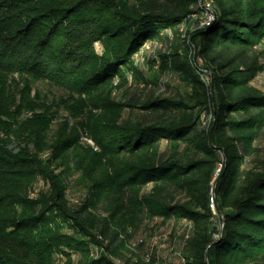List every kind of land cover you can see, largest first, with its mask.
I'll return each instance as SVG.
<instances>
[{
  "label": "trees",
  "instance_id": "obj_1",
  "mask_svg": "<svg viewBox=\"0 0 264 264\" xmlns=\"http://www.w3.org/2000/svg\"><path fill=\"white\" fill-rule=\"evenodd\" d=\"M204 1L0 0V110L18 75L72 116L49 146L0 136V264H120L155 214L189 221L187 264H264V0H210L202 24ZM158 43L181 82L130 93ZM85 137L99 149L71 174Z\"/></svg>",
  "mask_w": 264,
  "mask_h": 264
},
{
  "label": "rangeland",
  "instance_id": "obj_2",
  "mask_svg": "<svg viewBox=\"0 0 264 264\" xmlns=\"http://www.w3.org/2000/svg\"><path fill=\"white\" fill-rule=\"evenodd\" d=\"M201 6L204 12V6ZM161 46L160 43L156 47L149 46L143 54L136 57L141 76L136 79L134 75L131 76L128 89L130 93L137 88H144L145 92H148L150 86H155L157 92L170 91L172 87L181 82L177 74L161 69V59L157 52ZM100 47L101 45L98 44L97 48ZM155 73H159L157 79L159 84H145L144 76H151ZM6 83L9 94L7 108L0 110V136L17 142L23 141L24 137L39 134L42 137L41 142L49 146L62 128L63 122L67 118L72 121L68 110L63 105L57 106L54 103L58 100L60 90L46 82L27 80L18 75L9 77ZM257 83L264 87V71L257 77ZM82 141L83 144L75 150L74 155L79 161L78 163L73 161L71 174L78 175L83 167L91 166L92 143H88L84 138ZM255 144L260 147V155L264 157V138L258 139ZM37 152L46 158L50 149L40 148ZM250 162L253 163V160ZM71 190V198H74V194L84 192L80 185L72 186ZM212 207L217 213L215 205ZM188 223L187 219H166L158 214L150 219L147 218L139 229L132 231L130 235L125 234L124 244L114 255L115 260L120 264H187V258L183 254V234ZM55 257L60 263L64 260L63 253L60 251L55 252Z\"/></svg>",
  "mask_w": 264,
  "mask_h": 264
},
{
  "label": "built area",
  "instance_id": "obj_3",
  "mask_svg": "<svg viewBox=\"0 0 264 264\" xmlns=\"http://www.w3.org/2000/svg\"><path fill=\"white\" fill-rule=\"evenodd\" d=\"M212 4L210 3L209 0H205V11L203 12L202 15V24H205L209 19L212 18ZM88 143H91V138L90 137H85ZM217 211V210H216Z\"/></svg>",
  "mask_w": 264,
  "mask_h": 264
},
{
  "label": "bare ground",
  "instance_id": "obj_4",
  "mask_svg": "<svg viewBox=\"0 0 264 264\" xmlns=\"http://www.w3.org/2000/svg\"><path fill=\"white\" fill-rule=\"evenodd\" d=\"M210 1V0H209ZM205 2V1H204ZM212 2V1H211ZM210 2V3H211ZM204 5V4H203ZM212 13H213V10H212ZM213 18H214V14L212 15V18L211 19H209L207 22H210L211 20H213ZM91 143H92V146L95 148V149H99V145H97L96 144V142L92 139L91 140ZM212 201H213V199H212ZM212 205H214L213 203H212Z\"/></svg>",
  "mask_w": 264,
  "mask_h": 264
}]
</instances>
